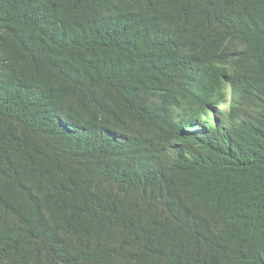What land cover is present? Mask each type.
Wrapping results in <instances>:
<instances>
[{
  "label": "trees",
  "instance_id": "16d2710c",
  "mask_svg": "<svg viewBox=\"0 0 264 264\" xmlns=\"http://www.w3.org/2000/svg\"><path fill=\"white\" fill-rule=\"evenodd\" d=\"M0 264H264V0H0Z\"/></svg>",
  "mask_w": 264,
  "mask_h": 264
}]
</instances>
